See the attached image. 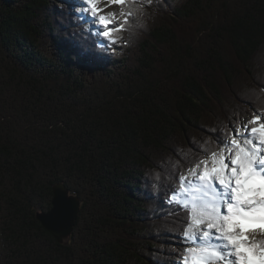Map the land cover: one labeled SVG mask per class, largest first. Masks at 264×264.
<instances>
[{
  "label": "trees",
  "instance_id": "16d2710c",
  "mask_svg": "<svg viewBox=\"0 0 264 264\" xmlns=\"http://www.w3.org/2000/svg\"><path fill=\"white\" fill-rule=\"evenodd\" d=\"M56 2L0 0V264H179V174L264 110V0H153L115 43ZM60 182L68 243L37 218Z\"/></svg>",
  "mask_w": 264,
  "mask_h": 264
},
{
  "label": "snow or ice",
  "instance_id": "6c2138e0",
  "mask_svg": "<svg viewBox=\"0 0 264 264\" xmlns=\"http://www.w3.org/2000/svg\"><path fill=\"white\" fill-rule=\"evenodd\" d=\"M101 2L81 0V14H90L98 37L115 43L153 0ZM113 5L119 13L106 12ZM217 143L179 174L167 199L187 213L179 264H264V239H256L264 236V110L222 138L217 133Z\"/></svg>",
  "mask_w": 264,
  "mask_h": 264
},
{
  "label": "water",
  "instance_id": "95a60500",
  "mask_svg": "<svg viewBox=\"0 0 264 264\" xmlns=\"http://www.w3.org/2000/svg\"><path fill=\"white\" fill-rule=\"evenodd\" d=\"M52 203L53 207L49 211L38 212L37 218L58 242L68 243L81 209L80 199L77 195L71 194L69 188L60 182L54 185Z\"/></svg>",
  "mask_w": 264,
  "mask_h": 264
},
{
  "label": "rangeland",
  "instance_id": "374dc122",
  "mask_svg": "<svg viewBox=\"0 0 264 264\" xmlns=\"http://www.w3.org/2000/svg\"><path fill=\"white\" fill-rule=\"evenodd\" d=\"M54 1H57L56 3H58V2H64V3H66L67 5H68V7H70L71 9L73 8L74 9V11L75 12H77V13H79L81 16V19H82V23H84L83 25H85L87 28H89V29H92V30H96V28L98 27V25H94L93 23H92V18H91V16H90V14H84L83 16H82V14H81V9L84 7L83 5H82V3H81V0H54ZM59 3V4H60ZM105 4H106V0H102V2H101V4L100 5H98L99 7H105ZM108 11H110V12H117V13H119V11H120V7L119 6H116V5H113V6H109V7H107L106 8V12H108ZM104 14H106V13H104ZM241 104H240V106H236V107H228L227 109H229L228 111H227V113L225 114V116H229V115H231L232 113H234V109H240V113H243V114H246V117L242 120V122H241V124H244V123H246L247 121H249V120H251L252 119V117H253V115H255V114H260V112L259 111H255L253 108H252V106L251 105H249V104H244V103H242V102H240ZM243 104V105H242ZM246 105V106H245ZM252 110V112L251 113H249L250 111ZM236 112H237V110H236ZM236 113H234V115H235ZM223 118H225L224 116L223 117H220V120H222ZM223 123H225V121H223ZM229 124H230V128H232V127H234V126H236V124L235 123H233V121H231V122H228ZM232 126V127H231ZM208 131H210L209 130V128H208V126H206V127H202V128H200L199 130H198V133H196L193 137H192V142L193 143H196V137H198V138H207L208 136H207V134L209 133ZM209 135H212V134H209ZM203 138V139H204ZM195 140V141H194ZM184 147H187L186 148V152H187V150H188V152L186 153L187 155H182L183 157L184 156H188L189 155V153H191V151H192V149L191 148H189V146L188 145H185ZM189 148V149H188ZM178 149V152L180 153V148H177ZM183 154H184V152H183ZM166 159H168L167 157H166ZM170 159V158H169ZM170 162H171V159H170ZM169 162V163H170ZM161 165V164H160ZM158 169V168H157ZM172 182H173V180H168V186L169 185H171L172 184ZM167 239H169V237H167ZM171 239H172V237H171ZM256 239L257 240H259V239H264V236H260L259 234H257V236H256ZM166 240V239H165ZM172 242L173 241H165V244L163 243L162 244V246H163V248L161 249V247H159V250H161V255L163 256V255H165L164 254V249L166 248V246L168 247V246H170L171 244H172ZM179 246L180 247H185V245L184 244H179ZM164 250V251H163Z\"/></svg>",
  "mask_w": 264,
  "mask_h": 264
}]
</instances>
